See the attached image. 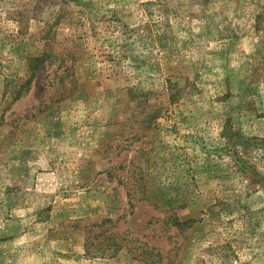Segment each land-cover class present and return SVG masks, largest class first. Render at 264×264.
Returning a JSON list of instances; mask_svg holds the SVG:
<instances>
[{
    "label": "rangeland",
    "instance_id": "obj_1",
    "mask_svg": "<svg viewBox=\"0 0 264 264\" xmlns=\"http://www.w3.org/2000/svg\"><path fill=\"white\" fill-rule=\"evenodd\" d=\"M0 264H264V0H0Z\"/></svg>",
    "mask_w": 264,
    "mask_h": 264
},
{
    "label": "trees",
    "instance_id": "obj_2",
    "mask_svg": "<svg viewBox=\"0 0 264 264\" xmlns=\"http://www.w3.org/2000/svg\"><path fill=\"white\" fill-rule=\"evenodd\" d=\"M50 56H51L50 54L44 53L42 55L33 56L29 58V71L31 72V75L28 79H25V81H23L22 83L20 84L18 83L20 86L17 89L18 92L17 97L21 96L22 89H24L26 86H29L32 83L34 77L37 75V72L46 63V61L49 59ZM194 221L195 219L193 218L186 219L184 221L179 220L176 222V225L180 228H185L191 226Z\"/></svg>",
    "mask_w": 264,
    "mask_h": 264
}]
</instances>
